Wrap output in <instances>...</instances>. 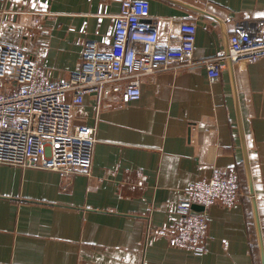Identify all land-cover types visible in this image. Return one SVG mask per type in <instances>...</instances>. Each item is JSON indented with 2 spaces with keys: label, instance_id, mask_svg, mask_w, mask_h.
<instances>
[{
  "label": "crops",
  "instance_id": "obj_1",
  "mask_svg": "<svg viewBox=\"0 0 264 264\" xmlns=\"http://www.w3.org/2000/svg\"><path fill=\"white\" fill-rule=\"evenodd\" d=\"M123 1L0 0V43L70 79L89 44L108 51ZM149 1L161 35L167 18L197 24V63L150 75L138 100L111 89L97 110L85 96L74 120L96 128L90 174L0 163V264H264V59L233 61L230 44L264 32V0ZM215 55L212 80L201 61ZM230 169L241 194L208 208L203 255L158 234L189 187Z\"/></svg>",
  "mask_w": 264,
  "mask_h": 264
},
{
  "label": "built area",
  "instance_id": "obj_2",
  "mask_svg": "<svg viewBox=\"0 0 264 264\" xmlns=\"http://www.w3.org/2000/svg\"><path fill=\"white\" fill-rule=\"evenodd\" d=\"M166 21L170 27L161 35L149 0H124L108 51L89 44L80 68L63 81L50 79L22 43H0V163L51 169L65 177L90 174L96 128L74 120L85 96L96 95L97 110L108 106L105 99L111 89H123L128 101L138 100L150 75L197 63V24L181 20L175 29L173 18ZM230 44L233 61L264 59V32L237 31ZM224 58L215 55L201 61L210 79L221 77ZM240 194L238 173L216 170L208 180L186 190L177 205L180 218L158 234L168 235L172 246L203 255L208 208L215 202L232 206ZM194 205L204 209L196 210Z\"/></svg>",
  "mask_w": 264,
  "mask_h": 264
},
{
  "label": "water",
  "instance_id": "obj_3",
  "mask_svg": "<svg viewBox=\"0 0 264 264\" xmlns=\"http://www.w3.org/2000/svg\"><path fill=\"white\" fill-rule=\"evenodd\" d=\"M248 172H249V182H250V186H251V188H252V180H251V177H250V168H249V166H248ZM253 195V194H252ZM196 210H203L204 209V207L203 206H200V205H194L193 206ZM263 260H264V257H263ZM264 262V261H263Z\"/></svg>",
  "mask_w": 264,
  "mask_h": 264
},
{
  "label": "trees",
  "instance_id": "obj_4",
  "mask_svg": "<svg viewBox=\"0 0 264 264\" xmlns=\"http://www.w3.org/2000/svg\"><path fill=\"white\" fill-rule=\"evenodd\" d=\"M241 181V180H240ZM242 189V188H241Z\"/></svg>",
  "mask_w": 264,
  "mask_h": 264
}]
</instances>
